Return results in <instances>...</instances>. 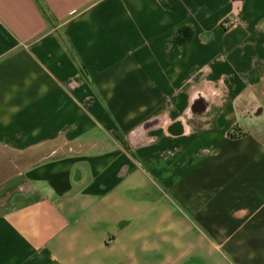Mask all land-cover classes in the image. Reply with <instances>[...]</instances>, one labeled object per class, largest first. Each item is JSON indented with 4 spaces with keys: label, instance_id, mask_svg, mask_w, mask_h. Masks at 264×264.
I'll list each match as a JSON object with an SVG mask.
<instances>
[{
    "label": "crops",
    "instance_id": "obj_1",
    "mask_svg": "<svg viewBox=\"0 0 264 264\" xmlns=\"http://www.w3.org/2000/svg\"><path fill=\"white\" fill-rule=\"evenodd\" d=\"M3 175L0 264H264V0H0Z\"/></svg>",
    "mask_w": 264,
    "mask_h": 264
},
{
    "label": "built area",
    "instance_id": "obj_2",
    "mask_svg": "<svg viewBox=\"0 0 264 264\" xmlns=\"http://www.w3.org/2000/svg\"><path fill=\"white\" fill-rule=\"evenodd\" d=\"M236 24V19L232 18V19H228L225 22V25L227 27H233Z\"/></svg>",
    "mask_w": 264,
    "mask_h": 264
},
{
    "label": "trees",
    "instance_id": "obj_3",
    "mask_svg": "<svg viewBox=\"0 0 264 264\" xmlns=\"http://www.w3.org/2000/svg\"><path fill=\"white\" fill-rule=\"evenodd\" d=\"M186 31H187V30H186ZM180 34H181V32H180ZM180 34L178 33V41H179V42H183V41H184L183 39H185V38L181 39V37H179ZM72 57H73L74 60H76V58H75L74 55H72ZM82 70H83V66H82Z\"/></svg>",
    "mask_w": 264,
    "mask_h": 264
},
{
    "label": "rangeland",
    "instance_id": "obj_4",
    "mask_svg": "<svg viewBox=\"0 0 264 264\" xmlns=\"http://www.w3.org/2000/svg\"><path fill=\"white\" fill-rule=\"evenodd\" d=\"M5 175H3V176H0V182H2L3 180H4V177Z\"/></svg>",
    "mask_w": 264,
    "mask_h": 264
}]
</instances>
